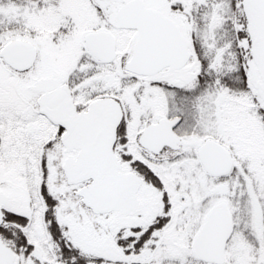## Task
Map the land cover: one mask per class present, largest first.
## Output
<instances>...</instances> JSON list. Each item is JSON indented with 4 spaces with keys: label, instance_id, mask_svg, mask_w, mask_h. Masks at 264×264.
Returning a JSON list of instances; mask_svg holds the SVG:
<instances>
[{
    "label": "snow or ice",
    "instance_id": "1",
    "mask_svg": "<svg viewBox=\"0 0 264 264\" xmlns=\"http://www.w3.org/2000/svg\"><path fill=\"white\" fill-rule=\"evenodd\" d=\"M0 264H264V0H0Z\"/></svg>",
    "mask_w": 264,
    "mask_h": 264
}]
</instances>
